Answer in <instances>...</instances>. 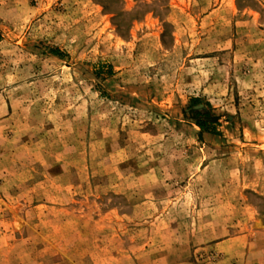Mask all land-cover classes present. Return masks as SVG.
I'll list each match as a JSON object with an SVG mask.
<instances>
[{"label":"rangeland","instance_id":"rangeland-1","mask_svg":"<svg viewBox=\"0 0 264 264\" xmlns=\"http://www.w3.org/2000/svg\"><path fill=\"white\" fill-rule=\"evenodd\" d=\"M255 210L264 0H0V264H232Z\"/></svg>","mask_w":264,"mask_h":264},{"label":"crops","instance_id":"crops-1","mask_svg":"<svg viewBox=\"0 0 264 264\" xmlns=\"http://www.w3.org/2000/svg\"><path fill=\"white\" fill-rule=\"evenodd\" d=\"M257 215L255 210V217L247 221L244 228L209 248L231 259L232 264H264V216Z\"/></svg>","mask_w":264,"mask_h":264},{"label":"trees","instance_id":"trees-1","mask_svg":"<svg viewBox=\"0 0 264 264\" xmlns=\"http://www.w3.org/2000/svg\"><path fill=\"white\" fill-rule=\"evenodd\" d=\"M200 105H202L201 99L192 100L191 105L188 107L189 118L195 122L202 133L218 135L220 133L221 118L210 110L209 104H207L208 109H206V106L200 107Z\"/></svg>","mask_w":264,"mask_h":264}]
</instances>
